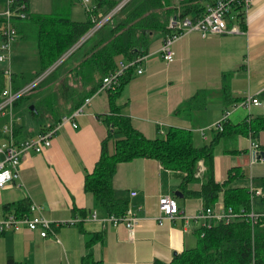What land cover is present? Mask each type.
<instances>
[{"label":"crops","instance_id":"crops-1","mask_svg":"<svg viewBox=\"0 0 264 264\" xmlns=\"http://www.w3.org/2000/svg\"><path fill=\"white\" fill-rule=\"evenodd\" d=\"M90 1L95 5L94 0ZM179 1L171 0L172 6ZM27 2L28 16L14 22L25 20L32 13L48 15L61 12L68 14L73 21L88 19L81 0ZM1 12L0 17H4L5 12ZM107 24L110 25V22ZM240 28V34L203 38L200 33L193 32L182 37L172 46L175 60L171 63L164 59L161 51L168 34H153L148 53L141 56L143 60L139 68L118 99L122 113L131 119L133 127L150 140L165 137L171 128L191 130L195 144L204 146L211 143L217 133L211 130L204 138L201 131L206 132L227 112L233 126L244 123L249 117H264V0H254ZM87 34L82 43L79 41L81 44L78 45V42L77 47H72L65 55L64 63L70 55L76 54L74 52L83 43L97 36ZM97 37L109 41L111 30L110 37ZM18 39L19 36L12 44L11 61H6L8 69L0 67V76L6 86L8 70L18 78L20 74L35 73L39 69L38 51L33 50L34 62L29 65L27 46ZM75 58L72 65L65 66L63 73L81 59L80 56ZM35 63L37 67H32ZM139 69H142L141 74L137 72ZM71 85H74L73 82ZM51 86L56 89L59 84ZM78 87L82 88V83ZM249 95L258 97L262 102L250 111L239 106ZM20 114L14 110L19 120ZM108 114L109 94L98 91L91 97L83 115L77 118L76 127L66 124L57 130L51 148L41 154L32 151L23 154L21 183L0 189V217L12 212L7 207L25 199L39 205L45 216L55 222L80 217L74 214L73 209L76 208L85 209L88 215L98 210L93 195L85 190V176L93 171L100 157L102 141L108 136L110 128L103 120ZM45 117L48 123L44 127L53 124L52 117ZM0 122L2 130L7 118L0 116ZM20 122L17 124L22 128L19 141L35 136L44 128L25 133L26 128ZM249 136L231 134L217 140L216 146L222 145L214 160L217 183H224L231 169L240 168L248 172V179L235 181L233 187L249 190L252 186L263 190L264 159L254 158ZM255 141L264 152V131L256 134ZM109 149L114 151V141L110 142ZM201 177L184 189L182 173L167 170L154 159L139 158L119 163L113 186L116 197L128 200L139 218L133 238L129 237L124 225L113 228L99 222H87L83 227H58L54 229L55 235L46 238L25 228L18 232L0 233V264H7L10 257L29 264H82L87 253L86 243L93 233L103 235L91 249L94 259L102 264L170 263L176 254L198 244L196 232L199 228L189 218L197 215L206 205L203 198L191 196L190 192L201 190ZM133 192L136 196L131 195ZM176 192L182 195L177 201L182 214L160 225V198L166 195L174 197ZM259 198L262 200V197ZM221 207H224L222 198L214 208ZM103 216L102 213L100 217Z\"/></svg>","mask_w":264,"mask_h":264},{"label":"trees","instance_id":"trees-1","mask_svg":"<svg viewBox=\"0 0 264 264\" xmlns=\"http://www.w3.org/2000/svg\"><path fill=\"white\" fill-rule=\"evenodd\" d=\"M213 0H180L172 6L171 0H131L113 18L110 19L112 38L109 41L98 39L97 36L83 43L74 53L81 50V59L67 69L65 73L56 68L42 85H56L59 102L47 105L46 98L39 99V105H34L33 116L40 115L39 106L47 117L54 119L55 127L64 114H72L79 109L85 100L95 95L101 88L103 79L119 69V62H130L148 53L150 38L153 34H172L169 22L176 15L180 18L198 20L203 17L206 7ZM95 9L87 11L88 19L83 22L73 21L68 14L54 13L48 15L30 14V17L13 24L17 37L30 41L35 40L39 56V69L35 73L12 76V87L19 90L41 74L53 67L59 59L74 47L94 26L117 5L116 0H94ZM23 8H20L22 7ZM18 8H20L18 10ZM18 12L28 13L27 0H15L13 6ZM180 15V16H179ZM238 19L244 25V13L239 9ZM29 21V22H28ZM7 19L0 17V36ZM19 30V31H18ZM2 37V36H1ZM79 50V51H78ZM60 70V71H59ZM136 68L130 67L121 77L120 86L115 90L106 91L109 94L110 114L103 120L110 130L101 144L100 157L91 173L85 176V190L93 195L97 209L105 216H123L130 203L126 199H118L115 195L113 179L119 163L133 161L139 158H149L158 161L165 169L178 171L183 175L182 187L199 178V162L203 161L205 170L201 175L203 184L199 192H190L191 196L203 198L207 207H214L222 198L224 208H232L240 216L229 224L219 223L208 230L198 229L196 234L198 244L192 249L184 250L175 255L170 263L156 261L155 264H264V221L252 225L249 213L252 209V195L246 187H233L232 184L245 177L240 168H233L228 179L220 184L215 180L214 160L217 140L231 134H256L264 131V117H249L244 123L233 126L230 121L224 122L223 131L213 130L216 136L211 143L197 146L191 130L171 128L163 138L147 139L135 129L131 119L122 113L118 99L124 87L133 78ZM81 81V82H80ZM73 82L74 85H71ZM44 83V84H43ZM82 83V88L78 85ZM44 85V86H45ZM6 88L0 76V102ZM33 93L20 98L14 105L16 108L23 100L32 97ZM22 133L21 127H15L14 137L18 140ZM5 136L0 129V139ZM114 141L115 149L110 152V142ZM264 190V186H263ZM264 204V196L262 197ZM31 201L25 199L13 206L7 207L16 214H28ZM75 215L85 218V209H73ZM84 223L79 224L83 227ZM204 235L202 236V233ZM101 233L91 234L86 243L87 253L82 264H102L96 261L92 254L93 245L101 240ZM7 264H29L18 262L12 257Z\"/></svg>","mask_w":264,"mask_h":264},{"label":"built area","instance_id":"built-area-1","mask_svg":"<svg viewBox=\"0 0 264 264\" xmlns=\"http://www.w3.org/2000/svg\"><path fill=\"white\" fill-rule=\"evenodd\" d=\"M131 0H124L118 4L113 10H111L102 21L96 26L95 29L87 34H94L102 26L107 24L112 17H114L124 6H126ZM254 0H213L207 4L206 12L202 18L198 20H192L191 18H180L178 16L172 17L169 22V27L172 29V34L168 35L164 41L162 47V55L164 59L171 63L175 60V52L172 48L173 44L182 37L198 32L203 38L214 35H228V34H240L242 32L238 19L239 9L243 11L244 16L248 13L249 7L253 4ZM82 5L87 11L93 12L95 5L90 0H81ZM15 0H9V8L4 17L7 19L6 24L2 31V41L0 43V62L11 61L12 58V44L17 38V30L13 24V16L16 18H25V13L18 12L13 9ZM20 8H23L20 7ZM18 8V10L20 9ZM97 22V21H96ZM84 39H81V43ZM80 42L78 43L81 44ZM74 46V48H76ZM65 59V57H64ZM63 59V60H64ZM63 60L59 63L61 64ZM143 57H139L136 60L130 62H119V69L113 74L106 76L103 79L101 88L98 91L115 90L121 83V77L130 67L139 68ZM58 67V62L41 74L35 80L25 85L19 90H14L12 87V74L11 70H8V83L2 93V100L0 102V116L6 117L7 122L2 127V133L5 136L6 142L0 143V189L9 185H16L21 183V171H22V155L29 152H35L41 154L48 150L52 146L53 138L59 128L66 124H71L73 127L77 126V118L82 116L84 110L91 103V97L87 98L83 105L72 114L62 116L61 121L52 128H45L28 139L19 141L14 137V129L19 123V119L14 115V105L22 97L29 95L34 91L44 80ZM142 73V69L137 71ZM262 102L258 97L249 95L243 102L240 103V107L246 108L249 111L252 107L260 106ZM229 112L223 115L222 119L214 126L210 127V130L223 131V124L229 119ZM202 136L207 138L206 132L201 131ZM250 149L254 158L256 154L261 152V146L257 143L253 135L249 134ZM200 170L198 176L200 177L204 170V164L201 161L199 163ZM252 195V209L249 213V218L252 225H256L260 220L264 221V211L259 212L254 209L253 199L254 197H263L264 191L261 189H255L252 186L249 189ZM132 196H136L133 192ZM161 216L158 219L159 224H163L165 220H174L180 217L181 210L177 200L170 196H162L159 201ZM240 216L232 208H214L203 207L201 211L190 217L195 222L199 229L208 230L219 223L229 224ZM188 219V218H187ZM186 219V220H187ZM87 222H99L103 226H111L116 228L120 225H124L129 232V237L133 238L135 228L139 223V218L131 207L127 212L121 216H103L100 217L98 211L95 210L87 217H75L70 221L55 222L49 220L43 213L41 207L34 202H31L30 211L28 214H16L15 212H7L0 217V233L6 232H18L23 229L38 232L41 237L46 238L50 235H55L54 229L62 226H74ZM204 232L202 233V236Z\"/></svg>","mask_w":264,"mask_h":264},{"label":"rangeland","instance_id":"rangeland-1","mask_svg":"<svg viewBox=\"0 0 264 264\" xmlns=\"http://www.w3.org/2000/svg\"><path fill=\"white\" fill-rule=\"evenodd\" d=\"M122 1L124 0H118V4H120ZM34 2L36 3H42V0H34ZM8 8H9V0H0V10L3 11L1 13H6L8 11ZM4 13V14H5ZM29 13V12H28ZM26 16H28L27 13H25ZM30 15V14H29ZM13 18H16V16L14 15ZM103 19V18H102ZM101 20H98L93 28L90 30L91 33H92V30L96 28V26L102 21ZM110 25L107 24V25H104L102 26L96 33L97 36L99 35H106L107 37H110ZM89 31V32H90ZM88 32V33H89ZM93 36V35H92ZM91 36V37H92ZM19 42H23L22 44H25L27 46V54H28V57H29V65L30 64H33L34 62V59H33V50H35V52L37 51V43L35 40H30V41H23V39H21L19 37L18 39ZM79 51V50H78ZM83 50L77 52L75 55H71L67 60H65V63H64V57L66 54L69 53V51L67 53H65L58 61V67L62 66L60 68V70H63L65 69V66L66 65H72V60H75L77 58L75 57H78L80 52H82ZM73 56V57H72ZM63 60V62L61 64H59L61 61ZM36 62V61H35ZM36 65H38L37 63H35V66H32V67H37ZM4 66L5 69L4 70H7L8 69V63L7 62H0V67ZM59 70V71H60ZM63 72V71H62ZM44 84V83H43ZM45 85V84H44ZM42 85L40 88H38L36 91H32L31 93L32 94V97L27 99V100H23L20 105L21 107L18 108L16 107L14 110H15V113L17 114H20L21 115V124L24 125V127L26 128L25 129V133H27L28 131H30V133L32 131H35L37 129H40L41 127H44L45 125H47L48 123V120L47 118L45 117L44 113H43V109L44 108H41L40 106L38 107L41 114L40 115H36V116H33L31 114V110H30V107L32 105H39V99L40 98H46L47 99V105H53V104H57L59 101V96L57 95V92H56V89H54L51 85ZM19 106V105H18ZM19 111V112H18ZM1 124V122H0ZM211 133V130L210 128H208L206 130V134H210ZM202 134V133H201ZM255 139V138H254ZM7 140L4 139H0V143L2 142H6ZM222 145H219V146H216L215 147V153L216 152H219V150L221 149ZM245 171L243 170V173ZM245 177H241L239 178L238 180L239 181H245L247 180L248 178V172H245ZM250 177V176H249ZM245 179V180H244ZM234 184H232L233 186ZM174 196V195H173ZM174 198L179 201L180 199L176 196H174ZM253 205H254V209L256 211H263L264 210V204L262 202V200L259 198V197H254L253 199ZM98 211V214L99 216H101V211L100 210H97Z\"/></svg>","mask_w":264,"mask_h":264},{"label":"water","instance_id":"water-1","mask_svg":"<svg viewBox=\"0 0 264 264\" xmlns=\"http://www.w3.org/2000/svg\"><path fill=\"white\" fill-rule=\"evenodd\" d=\"M30 110H31V111H36L35 106L32 105V106L30 107ZM261 159H264V152H260L259 154H258V153L256 154V160H261ZM174 196H176V197H181L182 195H181L179 192H176V193L174 194Z\"/></svg>","mask_w":264,"mask_h":264},{"label":"bare ground","instance_id":"bare-ground-1","mask_svg":"<svg viewBox=\"0 0 264 264\" xmlns=\"http://www.w3.org/2000/svg\"><path fill=\"white\" fill-rule=\"evenodd\" d=\"M166 1H167V0H166ZM179 16H180V15H179ZM112 18H113V17H112ZM28 22H29V21H28ZM18 31H19V30H18ZM1 36H2V35H1ZM70 56H71V55H70ZM59 88H60V87H59ZM19 89H20V88H19ZM16 104H19V102H18V103L16 102ZM16 104H15V105H16ZM14 107H15V106H14ZM35 112H36V111H35Z\"/></svg>","mask_w":264,"mask_h":264}]
</instances>
